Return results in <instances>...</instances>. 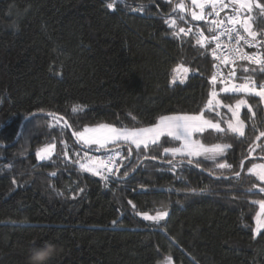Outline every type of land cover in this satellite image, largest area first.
<instances>
[{
	"label": "trees",
	"instance_id": "1",
	"mask_svg": "<svg viewBox=\"0 0 264 264\" xmlns=\"http://www.w3.org/2000/svg\"><path fill=\"white\" fill-rule=\"evenodd\" d=\"M106 2L0 0V264H28L34 240L57 246L49 264H157L169 254L177 264H264V234L254 239L252 232L258 206L250 203L264 194L246 191L258 183L247 169L264 160V137L255 140L264 131L259 98L219 97L225 104L244 98L252 106L254 117L241 108L245 138L212 130L200 137L232 145L222 158L231 170L162 154L180 143L167 137L146 152L132 146L131 155L126 146L111 145L126 157L116 160L118 174L95 176L75 163L85 160V151L113 152L88 150L48 113L62 116L61 125L67 121L73 131L100 123L136 128L161 115L198 112L211 89V55L195 45L194 32L173 35L186 19L205 27L172 10L179 0H117L115 11ZM140 6L143 12L132 10ZM257 13L254 30H264ZM171 18L176 28L164 22ZM180 63L191 71L183 84H172ZM241 75L238 68V80ZM76 105L84 110L73 114ZM220 111L230 118L227 109ZM48 144H55L52 159L38 160L36 152ZM242 157L244 170L235 177ZM156 210L168 216L157 223L136 215Z\"/></svg>",
	"mask_w": 264,
	"mask_h": 264
},
{
	"label": "snow or ice",
	"instance_id": "2",
	"mask_svg": "<svg viewBox=\"0 0 264 264\" xmlns=\"http://www.w3.org/2000/svg\"><path fill=\"white\" fill-rule=\"evenodd\" d=\"M168 2L171 3V0H168ZM190 3L191 7L186 8L184 0H179L172 10H178L181 13L187 12L192 20L203 21L208 25V35L205 34L203 28L199 27L195 33V45L207 50L212 59L216 61L213 64L214 71L208 78L211 89L206 103L196 113L161 115L151 126L129 128L127 126L116 127L102 123L94 127H84L81 131H73L72 134L82 146L88 149L95 146L97 151L113 152L111 155L101 157L92 156L88 151H85L83 154L85 162L75 161V163L79 164L82 171L92 173L95 176H101L104 171L118 174L119 167L116 164V160L126 157L120 151L110 148L111 145L117 147L126 146L127 154L131 155L132 146L135 147L137 152L141 149L146 152L150 146H161L160 141L164 137L170 138L171 141L180 142L179 146L176 147H164L162 152L164 155H170L173 159L177 155L189 157L190 159L187 162L192 164L195 160L196 167L200 166V158H203L205 161L213 162L214 168L233 169L232 164L228 163L226 159H222L225 157L226 152L231 149V144L213 143L209 145L203 143L200 137L205 131L212 130L222 135L232 134L238 138H245L247 125L241 120L240 112L241 108L245 107L254 117L255 113L252 111V106L244 98L235 99L234 104H225L219 98L221 94L230 98L238 94H244L257 97L261 103H264V80L257 85L254 76L256 73L264 74V51H261V49H264V30H254L256 16L252 15L254 10H258L257 15L264 17V3H261V0H190ZM116 4L117 0H110V2H106V7L115 11ZM196 8L199 9V12L195 10ZM206 8L208 9L207 12H205ZM132 10L143 12L144 8L140 6L139 9L134 8ZM222 12L225 13L223 18H221ZM179 18L183 20L184 16ZM164 22L170 28L177 27L176 18L167 19ZM192 33L191 27L187 29L179 27L173 35L180 38L181 34L189 36ZM209 45H212V47H209ZM246 48L257 49V51L249 52L245 50ZM252 65L256 67H250ZM222 66L227 68V74L222 70ZM238 68L242 74L239 78L242 80L240 83L235 82ZM190 71L191 69L183 63L178 64L172 69L174 75L171 77L170 82L175 84L179 81V83L183 84ZM218 82L222 85L219 90L216 88ZM221 108L227 109V112L231 114V118H227L226 114H222ZM83 110L80 105L73 106L71 109L73 114ZM206 112L208 116H214L216 119H209L205 115ZM48 115L61 128L71 127L67 121H64L61 125L60 122L64 120L62 116L56 113H48ZM222 123L226 124V127H222ZM252 127L255 129V124ZM262 137H264V131H260L255 140L259 141ZM67 147L68 145L65 143V149ZM256 147H259V145H256ZM54 149L55 144L39 149L36 152L37 159L41 161L51 160ZM254 150L253 146L249 147L250 156ZM77 155H79V152H77ZM64 156L68 157L67 151L64 152ZM68 158L70 159V157ZM145 158L149 157L145 156ZM151 159L155 160L157 157L153 156ZM246 159L247 157H242L240 160L241 171L244 170ZM172 162V159L167 161L168 164H172ZM113 169L116 171L113 172ZM241 171L234 172V176L239 177ZM124 174L127 175V172ZM247 174L254 176L258 183L253 184L246 191L249 194H264V187L260 186L264 184V163H252L247 169ZM50 175L55 176L56 172H52ZM103 178L107 180V176ZM13 182L15 183V181ZM80 191L82 192L83 189H80ZM128 203L135 210L136 206L131 201H128ZM250 203L257 205L259 208V211L254 216L255 227L252 229L253 238L255 239L257 236L264 234V199L251 201ZM136 215L141 216L145 220L158 223L168 216V211L156 210L155 215L137 211ZM112 223L115 224L116 221ZM45 242L46 240H41L40 242L34 240L32 248H39ZM160 264H173L171 255L166 256Z\"/></svg>",
	"mask_w": 264,
	"mask_h": 264
},
{
	"label": "clouds",
	"instance_id": "3",
	"mask_svg": "<svg viewBox=\"0 0 264 264\" xmlns=\"http://www.w3.org/2000/svg\"><path fill=\"white\" fill-rule=\"evenodd\" d=\"M58 248L51 241H46L39 248H32L28 258V264H49L50 260L56 256Z\"/></svg>",
	"mask_w": 264,
	"mask_h": 264
},
{
	"label": "rangeland",
	"instance_id": "4",
	"mask_svg": "<svg viewBox=\"0 0 264 264\" xmlns=\"http://www.w3.org/2000/svg\"><path fill=\"white\" fill-rule=\"evenodd\" d=\"M190 0H188V2H189ZM184 2H185V5H186V8H188V2H187V0H184ZM191 4V3H190ZM190 7H191V5H190ZM189 7V8H190ZM197 12H199V9L198 8H196L195 9ZM206 10H207V8L205 9V12H206ZM172 114H179V113H169V114H165V115H172ZM209 119H212V118H210V117H208ZM230 118H231V114H230ZM240 118H241V112H240ZM241 120H243L242 118H241ZM100 124H102V123H100ZM103 124H107V123H103ZM96 125H98V124H96ZM96 125H88V126H85V127H94V126H96ZM110 125H112V124H110ZM152 125V124H151ZM151 125H147V126H151ZM115 126V125H114ZM221 126L222 127H224V125L223 124H221ZM116 127H121V126H116ZM142 127H146V126H142ZM129 128H133V127H129ZM136 128H138V127H136ZM83 130V129H82ZM48 145H50V144H48ZM210 145V144H209ZM45 146H47V145H45ZM45 146H43V147H41V148H44ZM93 147H95V146H93ZM40 148V149H41ZM55 153V149H54V151H53V154ZM112 153H110V154H108V155H111ZM90 155H92V156H101V157H106L107 155H98V154H94V153H90ZM176 157H180V158H183L184 156H180V155H177ZM85 162V160L83 161V162H81V163H84ZM253 163H264V160H255ZM114 170V169H113ZM103 173H107L108 175H110V174H112V173H108V172H106V171H104ZM257 211H259V208H258V210ZM149 215H152V214H149ZM166 256H168V255H164L163 256V258L157 263V264H160V262L161 261H163L164 259H165V257ZM173 260V259H172ZM173 264H177L174 260H173Z\"/></svg>",
	"mask_w": 264,
	"mask_h": 264
},
{
	"label": "built area",
	"instance_id": "5",
	"mask_svg": "<svg viewBox=\"0 0 264 264\" xmlns=\"http://www.w3.org/2000/svg\"><path fill=\"white\" fill-rule=\"evenodd\" d=\"M224 15H225V13H221V18H223L224 17ZM214 18V17H213ZM185 22V24L182 26V27H184V28H189V27H191L192 28V30H193V32L194 33H196V31H197V28L199 27V28H203L204 30H205V34L206 35H208L209 33L207 32V28H208V25L205 23V27L204 26H202L201 25V23H195V22H192V21H190V20H185L184 21ZM222 39H226V38H222ZM212 46V45H211ZM246 51H249V52H253V51H257V49H245ZM214 63H216V61H214ZM222 70L225 72V74H227V70H226V68H223V66H222ZM213 71H214V68H213ZM235 82H237V83H240V82H242V80H238V79H236V81ZM257 83V85H259L260 84V82H256Z\"/></svg>",
	"mask_w": 264,
	"mask_h": 264
},
{
	"label": "water",
	"instance_id": "6",
	"mask_svg": "<svg viewBox=\"0 0 264 264\" xmlns=\"http://www.w3.org/2000/svg\"><path fill=\"white\" fill-rule=\"evenodd\" d=\"M35 114H36V113H34V114H32V115L26 117V118L23 120V122H22L21 125H20L19 131H18V135H17V137H16V139H15L14 142H16V141L19 139L24 122H25L28 118L32 117V116L35 115ZM68 124H69V123H68ZM69 125H70V124H69ZM69 129H70L71 134H72V133H73V129H72L71 127H69ZM72 135H73V134H72ZM73 137H74L75 141L77 142L76 137H75L74 135H73ZM78 143H79V142H78ZM87 149H88V148H87ZM88 150H91L92 152L95 151V149H94V150H93V149H88ZM96 151H97V150H96ZM97 152L99 153L100 151H97ZM240 171H241V170H240Z\"/></svg>",
	"mask_w": 264,
	"mask_h": 264
}]
</instances>
